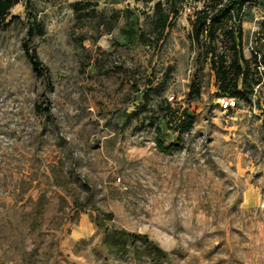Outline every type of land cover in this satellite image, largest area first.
Instances as JSON below:
<instances>
[{"label":"rangeland","instance_id":"374dc122","mask_svg":"<svg viewBox=\"0 0 264 264\" xmlns=\"http://www.w3.org/2000/svg\"><path fill=\"white\" fill-rule=\"evenodd\" d=\"M76 1L21 0L0 23V264H264V63L252 64V102L225 110L212 59L231 60L232 21L213 44L191 38L198 4L93 0L96 14L78 19ZM254 16L241 50L264 62ZM29 19L46 31L31 42L47 77L23 49ZM186 111L195 123L181 134ZM157 127L178 150H160ZM112 226L168 260L111 253Z\"/></svg>","mask_w":264,"mask_h":264},{"label":"trees","instance_id":"16d2710c","mask_svg":"<svg viewBox=\"0 0 264 264\" xmlns=\"http://www.w3.org/2000/svg\"><path fill=\"white\" fill-rule=\"evenodd\" d=\"M20 1L21 0H0V23L3 27L7 28L14 20V17H12L11 21L7 22L12 9L18 5ZM246 2L247 0H231L226 5L220 7L217 1L211 0L207 8L196 15L191 38L194 41H201L205 31L209 29L207 37L210 39L211 43L214 44L221 23L230 19L231 10H234L236 14L239 15ZM96 6L97 4H95L93 0H78L73 4V11L77 18L81 19L83 16L96 14ZM155 8L157 14H159L157 23L158 37L156 39L160 40L169 25V15L165 14L163 3L158 2ZM45 32L44 26L37 21V19L28 20V36L23 43V49L32 65L33 71L38 77L49 76L50 69L41 59L31 41L36 35L43 36ZM242 36L241 24L236 30L232 29L229 31L233 52L229 63L224 56L219 57L218 61H216L215 56L212 59V69L215 72L217 82L218 100L221 97H226L236 100H245L251 103L253 100L252 95L255 91L254 85H259L261 83L257 68L259 66V61L264 63L263 56L260 54L261 57L259 58V55L255 54L252 60L247 59L241 50ZM254 63L257 67L256 69L252 68V64ZM251 80L252 82H250ZM192 92L199 94L200 90L192 86ZM184 114L185 116L182 121L179 122V132L181 134L191 130L195 123V117L193 115L187 111ZM157 132V143L160 150L172 152L179 149L180 145L178 143H165L164 133L161 127H157ZM98 225L103 226L102 223H98ZM103 243L109 248L111 253L119 257H122L132 250L134 257L140 261L148 260L160 263L167 261L169 258L168 252L151 240L149 236L118 229L115 226L105 228Z\"/></svg>","mask_w":264,"mask_h":264},{"label":"built area","instance_id":"2783aa9c","mask_svg":"<svg viewBox=\"0 0 264 264\" xmlns=\"http://www.w3.org/2000/svg\"><path fill=\"white\" fill-rule=\"evenodd\" d=\"M219 3V6L222 7L229 3L231 0H215ZM193 4H198L199 6L195 8V14H198L200 11L203 9L207 8V0H184V9L187 12H192L194 9L192 7ZM248 7H251L254 9V22L258 23L262 26H264V0H247L245 6L242 8L241 12L239 15L236 14L234 10H231L230 12V21L238 27L240 24H242L243 19L248 11ZM196 19V16L194 17ZM208 30L207 29L204 33L203 38H208ZM255 54L259 55V58L261 57L260 53L258 51H254ZM259 69L263 68V63L259 61ZM221 108L225 110L233 109L237 106L238 101L234 98H226V97H221L218 100Z\"/></svg>","mask_w":264,"mask_h":264}]
</instances>
